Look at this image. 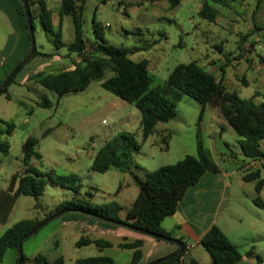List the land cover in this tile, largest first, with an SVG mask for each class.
I'll list each match as a JSON object with an SVG mask.
<instances>
[{
  "label": "rangeland",
  "instance_id": "obj_1",
  "mask_svg": "<svg viewBox=\"0 0 264 264\" xmlns=\"http://www.w3.org/2000/svg\"><path fill=\"white\" fill-rule=\"evenodd\" d=\"M204 1L206 0H180L178 6L172 8L169 0L154 3L147 0H107L104 4L99 3V0H87L83 12L86 47L92 49L98 45L93 30L94 22L100 28L105 45L139 49L130 54L129 59L133 62H148L150 89L163 86L168 75L179 64L195 62L204 71L210 72L214 67L213 63H224L226 57L229 62L222 66L225 89L235 92L242 99H249L252 95L248 94L249 90H245L241 80L245 77V68L248 71L264 67V61L260 63L256 58V63L253 59L250 62L246 56L248 51L254 49L253 53L264 57V0H235L229 2L227 7L213 5L217 12L213 23L198 15V7ZM58 4V0H53L50 4L55 30ZM61 33L62 46L56 50L52 36L44 33L38 19L34 18L32 36L35 50L46 54L57 53L60 58L57 68L51 66L44 70L47 74H56L71 67V59L76 58L74 55L70 59L65 57L68 53L67 46L74 37L69 16H64L61 20ZM253 33L258 35V43L250 42ZM38 62L35 57L29 63ZM19 65L21 63L15 69ZM256 65L258 67L255 68ZM25 71L27 69H22L14 76V83L22 80ZM213 74L220 77L218 69L213 70ZM261 79L260 93L264 91V75H261ZM7 91L10 100H6L4 95L0 96V120L14 124L15 130L10 137L0 135V142L9 145L7 155L0 153V188L6 186L11 177L21 171V145L28 137L38 140L35 150L42 158L36 168L40 172L51 178L71 174L80 178L79 190L74 193L59 187L52 188L46 177V189L36 201L42 209L54 198L67 200L68 195L77 194L93 205L116 202L120 206H126L132 198V190L136 189L132 177L115 169L105 173L90 169V156L93 157L105 141L120 132L134 134L140 145L139 151L134 152L130 160L131 172L137 176H141L144 170L153 171L174 164L184 152L195 156L197 130L204 147L210 150L219 165L235 168L251 161L240 154L236 142L239 135L229 130V124L221 114L213 117L211 106L206 108L203 122H200L199 127L196 126L199 105L187 96H182L177 102L174 118L167 123L157 124L153 134L143 139L139 111L132 104H127L102 89L99 81H93L86 90L69 94L60 100L39 85L28 89L26 86L11 84ZM43 99L50 101V107L40 108L36 105ZM44 133V137H41ZM244 194L249 193L247 191ZM26 199L31 198H21L17 202L7 227L29 219L31 211L28 203H24ZM240 199L243 222L239 229L242 228L248 239H239L236 234L231 233V244L237 246L244 255L246 264H264V210L253 206L245 195ZM41 211L39 209L38 213ZM56 223L55 220L48 222L37 234L24 240L21 245L22 254L27 258L42 255L47 260L59 253L76 255L74 244H71L65 233L51 234V228ZM7 229L3 228L0 234ZM56 240L58 250L53 248ZM251 245L254 246L253 249ZM251 249L252 255L245 258V253ZM95 251L97 250L93 246L85 248L78 256L91 257ZM199 251L197 255L188 257L199 261V264H211L208 254L202 248ZM240 264L245 263L242 261Z\"/></svg>",
  "mask_w": 264,
  "mask_h": 264
},
{
  "label": "trees",
  "instance_id": "obj_2",
  "mask_svg": "<svg viewBox=\"0 0 264 264\" xmlns=\"http://www.w3.org/2000/svg\"><path fill=\"white\" fill-rule=\"evenodd\" d=\"M86 1L61 0L57 13L56 30L47 0H23L22 3L19 1L21 14L25 18L24 9L27 11L32 30L33 20L37 18L42 31L52 36V43L56 50L62 46V18L69 16L73 27V41L67 46L68 53L65 56L68 59L73 55L76 57L71 59V67L62 69L56 74L38 72L31 75L30 80L55 95L57 100L72 93L82 92L91 82L99 81L102 89L119 100L132 104L139 111L140 132L143 139L153 134L157 124L167 123L174 118L177 102L182 96H187L199 105L197 127L202 121L206 107L216 108L229 126L239 135L236 142L241 155L251 161L264 162V91L261 94L262 102L260 104H255L252 98L242 99L235 92H228L225 89L222 76L216 79L195 62L177 65L168 75L163 86L150 89L151 78L147 70L148 62L146 60L133 62L129 59V55L139 49L105 45L100 28L94 22L93 30L98 45L92 49L86 47L83 33V12ZM106 1L99 0V3L104 4ZM147 1L154 3L161 0ZM169 1L172 8L178 6L180 2V0ZM232 1L235 0H206L198 9V15L213 23L217 13L213 5L227 7L228 3ZM29 55L30 51L2 89L0 96L4 95L7 100L10 99L7 88L14 83V76L21 66L28 62ZM54 56L59 57L57 53L46 54L35 50L30 58L48 59ZM225 59L227 60L226 57ZM220 72L223 75V68H220ZM241 83L246 84L243 79ZM36 105L40 108H48L51 103L48 99H43ZM0 125L2 127L0 135L10 137L13 134L14 124L0 120ZM45 133L41 137H44ZM37 144L38 140L33 137H28L23 142L21 171L11 177L6 191L0 190V224L6 222L12 206L19 196H28L34 200H38L42 196L46 187V177L52 184L62 189L74 193L79 190L78 179L75 175L51 178L40 172L36 166H32L33 161L41 160V155L35 150ZM195 148L196 156L187 155L174 164L146 171L144 177L140 179L130 169L132 154L140 149L134 134L128 132L115 134L105 141L93 156L90 169L97 173L115 169L132 177L138 194L128 208L125 219L119 218L121 208L116 202L93 205L87 199L77 197L64 200L44 214L41 219H23L5 230L0 235V261L8 249L17 252L19 242L40 223L54 215L59 217L67 213L83 214L92 219L124 225L156 240L173 241L170 233L161 228L162 220L174 215L177 204L183 198L186 189L195 185L206 172H220L219 167L204 147L199 130L195 134ZM8 152V143L0 142V153L7 155ZM262 175H264V165H261V169L248 168L242 175V180L246 183H254V191L259 194L264 188V176ZM252 202L256 207L264 208V204L258 196ZM37 209H39V204L35 203L34 210ZM26 239H23L22 242ZM88 245H94L99 250L111 247L109 242L101 239L81 238L76 243L77 247ZM142 245L141 240L118 245L119 249L132 252L131 259L127 264H141ZM199 246L208 254L211 264H240L243 261L244 255L231 244L217 226H212L202 236ZM186 251V247L183 246L180 253H175L169 259L157 264H198L194 259H189L187 263L183 262V258L187 254ZM252 253V249L246 252L245 258L250 257ZM18 256L21 264H64L62 258H57L52 263H49L42 255L27 258L21 250ZM256 258L259 261V257ZM76 263L114 264L111 258L105 256L88 257L77 260Z\"/></svg>",
  "mask_w": 264,
  "mask_h": 264
},
{
  "label": "crops",
  "instance_id": "obj_3",
  "mask_svg": "<svg viewBox=\"0 0 264 264\" xmlns=\"http://www.w3.org/2000/svg\"><path fill=\"white\" fill-rule=\"evenodd\" d=\"M51 2H53V0H47V6L50 11H51L50 9ZM58 2H59L58 6L60 7L61 0H58ZM250 42L258 43V35L253 33L250 36ZM29 51H30V43H29L28 32L26 28V20L21 14L19 1L18 0H0V88L2 84L5 82L6 77H9L13 69H15V67L19 63L22 64V62L26 59ZM252 51H248L246 55L248 56L247 58L249 59L250 62H251V59H253V62L256 63V60H255L256 58H257V61L258 60L260 61V63L264 61V57L258 55L257 53H253ZM31 60H32L31 58L27 59L28 62H26V64L21 66L19 71H21L22 69H27V71H25L24 75H22L23 77H22V80H20V82L13 83L15 84V86L17 85L26 86L28 89L33 88L35 85H38V84H35L33 80L29 79L31 75L38 73V72H44V70H46L48 67H51V66H54L55 68H57L59 66L58 62H60L59 61L60 58L57 56H54L48 59L37 57V60L39 62L35 64L33 63L30 64L29 62ZM228 62H229V59L227 60L225 59L224 63L222 61L216 64L211 62L213 63L212 65L214 67L212 68V71L208 73L212 74L216 79L221 78V76L224 75V72L222 75L220 72V68H222V66ZM263 64H260V65H263ZM63 66L67 67L65 65ZM256 67L258 66L256 65L255 68ZM216 69L219 70V74H220L219 78H217L215 74H213V70H216ZM246 70L247 69L245 68L244 69L245 77L243 79L246 84L243 85V87L245 88V90L247 91L249 90L248 94L252 95L253 98L252 97L250 98L253 99V102L255 104H260L262 102V97H261L262 93H260L261 91L259 87L263 81L261 79V75H264V67L260 66L257 69H249L248 71ZM206 108H208V106ZM212 108H213L212 109L213 117L217 116L219 112L217 111L216 108L214 107ZM205 112H206V109H205ZM201 122H203V118ZM228 128L229 130H232L234 133H236L233 130V128L230 127L229 125H228ZM0 130H2L1 126H0ZM222 131L223 130L221 129V132ZM237 139L238 138H236V140ZM208 152L210 153L212 157L210 150H208ZM187 155L192 156L193 154H187V152H184L181 158H179L177 161L183 159ZM90 158L92 161L93 157L90 156ZM212 160L219 167L220 172L218 173L206 172L195 185L188 187L186 189V192L183 198L178 202L176 212L174 213V215H172L171 217L165 218L161 222V228L165 232L170 233V236L173 240L180 241L183 244V246L186 247L187 254L183 258L184 263H187L189 259H192V258H189L188 256L192 254L197 255L200 252L199 250L201 247L199 246V240L212 226H217L232 244L233 242L231 238L232 237L231 233H233V235L236 234L239 239H242V240L248 239V236L242 232V228L239 229V227L241 226L243 222L241 209L239 208V204L241 202L240 197H242L243 199V196L245 195V197L247 199L249 198V200L252 202L253 199L256 196H258L261 202L264 204V188L260 191L259 194H256V192L254 191V183H246L242 180V175L248 168H251L252 170L259 169L261 167V164L264 163L263 161H250L249 163H242L241 165H237L235 168L234 167L227 168V166L219 165L213 159V157H212ZM21 161H22V157H21ZM37 164H38V161L32 162V166H36ZM141 169L143 168L141 167ZM146 171H150V170L142 171L141 176H137L136 174H134V172L133 174L136 175L138 178L142 179L144 176L143 174ZM71 175H75V174H71ZM75 176L78 179L77 185L80 187V184H79L80 178L77 175ZM49 183L54 189L59 187L57 185L52 184L51 182ZM47 184L48 183H46V186ZM8 185H9V182L6 184V186L1 187L0 190L6 191L8 188ZM133 186L136 189L132 190V196H131L132 198H130V202H127L126 206H120L118 204L121 208L119 212V218L121 220L125 219V215H126L128 208L131 206V204L135 200V197L138 194V189L136 185L134 184V182H133ZM247 188H250V189H247ZM119 191H117V193ZM244 191L245 192L248 191L249 194L248 195L244 194L245 193ZM78 195L79 194H77V196L68 195L67 196L68 198L66 199L69 200L73 197L79 198ZM25 197H28V196H19L15 200L6 222L4 224H0V233L3 228L10 227V226L7 227L9 217L15 210L17 202L21 198H25ZM28 198H31V197H28ZM59 199L58 198L52 199L50 201V204L45 209H42L39 206L40 207L39 209L42 210L40 213H38L39 209H37V211L36 210L33 211L34 204L37 203L36 201L38 200H34L33 198L26 199L24 203H28V209L31 211L29 219L31 220L41 219L44 214H46L47 212L52 210L57 204L65 200V199L64 200H59ZM79 199H82V198H79ZM253 206L255 205L253 204ZM262 210H264V208ZM54 220L57 223L54 227L51 228V234L60 233V232L65 233L70 239L71 244H74V252L76 253V255L67 256L66 254L59 253L57 256H55L51 260H47L49 263H52L57 258H62L64 261V264H68V263L77 264L76 263L77 260L88 258L89 256L81 258L80 256H78V253H81L85 248H90L92 246L93 247L95 246L88 245V246L77 247L76 243L81 238L101 239L103 241L109 242L111 244V247L105 248L102 250H99L95 247L97 251H95V253L91 257L93 256L109 257L113 260L114 264H127L130 261L132 252L130 250L119 249L118 245L121 243L133 242L135 240H141L143 242V245L141 248L142 250L141 264H152L155 261L163 259V258H167L177 253L178 251V248L172 241L156 240L151 237L142 235L123 225L92 219L83 214L67 213V214H63L59 217L52 219L51 222H53ZM46 224H44L43 226H45ZM39 230H37V232ZM37 232L35 234H37ZM235 247L237 248V246ZM251 247L253 249L254 246L251 245ZM53 248L57 250L59 249L57 240L54 241ZM15 252L16 251H14L13 249H8L5 252L2 260L0 261V264H17V253ZM197 262L199 264V261ZM243 262L246 264L244 260Z\"/></svg>",
  "mask_w": 264,
  "mask_h": 264
},
{
  "label": "water",
  "instance_id": "obj_4",
  "mask_svg": "<svg viewBox=\"0 0 264 264\" xmlns=\"http://www.w3.org/2000/svg\"><path fill=\"white\" fill-rule=\"evenodd\" d=\"M21 3L23 2V0H19ZM24 15H25V20H26V26H27V32H28V36H29V42H30V55L28 58H30L34 52H35V45H34V39H33V36H32V26L29 22V19H28V14H27V11L24 9ZM18 68V67H17ZM17 68L12 72V74L6 79V81L2 84L1 88H0V92L2 91V89L6 86L7 82L9 81V79L12 77V75L14 74V72L17 70ZM57 215H54L48 219H46L45 221H43L42 223H40L37 227H35L32 231H30L23 239H26L30 236H32L34 233L37 232V230L39 228H41L44 224H46L47 222H50L52 219L56 218ZM124 226V225H123ZM127 227V226H125ZM132 229V228H131ZM22 239V240H23ZM22 240L19 242L18 246H17V264H21L20 262V259H19V256L18 254L20 253V250H21V244H22ZM176 247L178 248V251L177 253H180L182 250H183V244L180 242V241H177V240H173L172 241ZM169 257L167 258H163V259H160V260H157L155 261L154 263L152 264H157L159 262H163L167 259H169Z\"/></svg>",
  "mask_w": 264,
  "mask_h": 264
}]
</instances>
